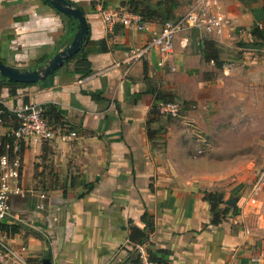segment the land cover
<instances>
[{"label": "crops", "instance_id": "obj_1", "mask_svg": "<svg viewBox=\"0 0 264 264\" xmlns=\"http://www.w3.org/2000/svg\"><path fill=\"white\" fill-rule=\"evenodd\" d=\"M67 1L86 20L80 52L34 82L0 75L6 109L39 103L56 133L74 132L19 149L23 192L8 200L17 220L0 224L10 244L23 247L31 264H133L129 227L143 229L146 211L151 229L143 243L163 264H245L256 251L264 264V225L245 208L235 167L212 153L226 142L228 122L264 120V0H218L232 29L214 38L178 32L162 65L156 51L130 61L124 54L147 33L103 22L104 11L129 10V0ZM136 1L154 28L188 3ZM75 24L43 0H0V62L19 70L45 64ZM202 40L212 42L220 65L202 55ZM155 93L177 101L178 115L152 113ZM199 148L207 150L191 156ZM207 192L221 194L215 210ZM39 203L58 206L56 219L45 218Z\"/></svg>", "mask_w": 264, "mask_h": 264}, {"label": "built area", "instance_id": "obj_2", "mask_svg": "<svg viewBox=\"0 0 264 264\" xmlns=\"http://www.w3.org/2000/svg\"><path fill=\"white\" fill-rule=\"evenodd\" d=\"M102 20L107 23L118 22L124 27L147 33V39L143 44L125 50L124 54L130 61L144 57L149 51H156L159 54L157 65H162L164 58L172 53L173 38L178 32L196 30L214 38L225 29H232V23L221 9L218 0H188L183 13L173 19L164 20L158 28L151 27L141 19L138 13L128 9H108L102 13ZM228 66H232V63H228ZM156 109L159 115L175 117L179 113L180 104L174 100L157 101ZM45 110V106L35 102H27L19 108L10 110L3 105L0 106V116L5 111L13 116V118L9 115L0 117V125L4 123L5 118L11 120L5 126L7 128L5 132L0 134V144L2 137H8L11 146L10 153L5 151L0 154V224H13L17 220L10 213L8 200L11 195H20L23 192L18 176L20 147L47 144L54 139L55 135L62 139L74 136V132H69L66 136L56 133L46 121ZM200 152V149H196L191 156L198 155ZM38 196L44 198L45 195L41 192ZM249 201L253 202L254 199L250 198ZM36 207L44 210L45 218L48 220L56 219L58 206L50 208L39 203ZM244 233H247L246 230ZM134 248L137 264H163L149 257L145 243L136 244ZM22 250L23 247L14 248L10 244L6 231L0 227V264H31L23 256ZM262 258V251H256L247 257L245 264H261ZM226 264H237V262L231 261Z\"/></svg>", "mask_w": 264, "mask_h": 264}, {"label": "rangeland", "instance_id": "obj_3", "mask_svg": "<svg viewBox=\"0 0 264 264\" xmlns=\"http://www.w3.org/2000/svg\"><path fill=\"white\" fill-rule=\"evenodd\" d=\"M227 124L230 131L226 142L223 146L218 143L212 146V153L217 154V160L228 161L235 167L231 177L237 178L233 182L237 183L238 194L249 209L248 214L260 219L264 225V120L230 121ZM199 149L198 155L207 150ZM250 198L254 201L250 202Z\"/></svg>", "mask_w": 264, "mask_h": 264}, {"label": "water", "instance_id": "obj_4", "mask_svg": "<svg viewBox=\"0 0 264 264\" xmlns=\"http://www.w3.org/2000/svg\"><path fill=\"white\" fill-rule=\"evenodd\" d=\"M49 5L67 18L76 21L75 30L69 43L56 51L53 56L43 65H38L31 70H19L18 68L0 62V75L16 82H34L44 77L49 72L60 66L62 62L75 53L87 32L86 20L82 12L72 6L67 0H47ZM232 200L229 204H232ZM42 264H50L47 258L42 259Z\"/></svg>", "mask_w": 264, "mask_h": 264}, {"label": "trees", "instance_id": "obj_5", "mask_svg": "<svg viewBox=\"0 0 264 264\" xmlns=\"http://www.w3.org/2000/svg\"><path fill=\"white\" fill-rule=\"evenodd\" d=\"M43 1L47 4H49L47 0H43ZM165 1H167V0H165ZM128 5H129V10H131L133 12H137L144 19L149 17L148 15H150V11L148 10V8L141 5L138 1L129 0ZM166 19H170V18H166ZM87 36H88V29H87L86 35L84 37V40L87 39ZM200 45H201L200 51H201L202 55L206 58V60L213 61L214 64H217V66L220 65V63L218 62L217 57H216V49L214 48L212 42L209 40H202ZM78 52H80V48L75 53H73L71 55V57L75 56ZM68 58H70V57H68ZM7 82L15 83V84H24V83H16V82L9 81V80ZM157 101H170V99H164L163 95H161L159 93L158 94L155 93V100H154L153 105L151 107V112L155 113L158 116L159 113L156 109V102ZM0 106L2 107L1 104H0ZM46 112H47V107H46L44 115L46 114ZM6 115H9V116H11V118H13L12 114L9 113L8 111H5L0 117L4 118V116H6ZM146 134L148 137L151 136V132L149 130H146ZM5 145H7V147ZM10 147H11L10 146V138L2 137L1 144H0V154L4 153L5 151L7 153H10ZM205 198L210 203V209L215 210L216 204H217V202H219V200L221 198V194L207 192V193H205ZM224 212H225L224 209L219 211V213H224ZM140 220L143 223V227H142L143 229H139L133 225H131L129 227L128 240L132 243L141 244V243L145 242L146 238H147L146 237L147 236L146 231H149L151 229L150 216L146 213V211H143L141 213ZM0 227L2 228V226H0ZM147 252H148V255L151 259L156 260L154 257L151 256L149 251H147ZM156 261H158V260H156ZM130 262L133 264H137V257H136L135 253H134V256L132 257V259L130 260Z\"/></svg>", "mask_w": 264, "mask_h": 264}]
</instances>
